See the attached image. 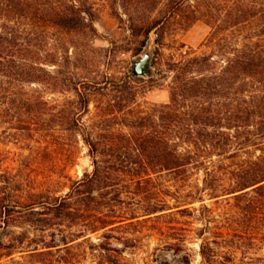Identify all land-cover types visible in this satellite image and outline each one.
<instances>
[{
	"label": "rangeland",
	"instance_id": "rangeland-1",
	"mask_svg": "<svg viewBox=\"0 0 264 264\" xmlns=\"http://www.w3.org/2000/svg\"><path fill=\"white\" fill-rule=\"evenodd\" d=\"M255 1L39 0L37 47L31 57L40 71L34 76L36 83L28 84L27 89L37 92L48 106L37 110L32 132L23 120L26 109H8L3 105L7 100L0 101V264H207L201 255L203 238L218 241L222 232L235 245L238 260L264 264V214L237 215L245 200L230 195L214 199L209 190L204 191L206 166L229 172L234 163L260 155L259 143L264 138L253 137L238 157L230 159L215 152L178 182H171L167 174L155 176L157 185L149 187V192L136 189V185L126 190L121 185L93 190L103 202L115 204L125 199L127 216L133 212L145 215L147 205L159 199L168 200L171 206L188 203L178 214L143 216L132 227L93 233L83 219L57 217L43 205L29 207L38 199L33 194L65 195L87 173L94 172V158L86 142L91 128L99 136L108 135L110 126L115 133H139L141 129L133 127V121L152 112L154 106L171 101L174 74L170 68L175 61L208 56L217 68L224 69L238 50L264 38L260 13L264 1ZM0 4V35L6 36L7 31H13L8 16L16 18V13L24 15L26 11L9 6L6 0ZM50 6L54 7L52 22L44 10ZM166 16L161 27L150 28ZM23 21L19 26L24 28ZM10 40L0 49V59L14 47ZM22 43L25 40L17 39L14 48ZM149 48L153 49L150 75L130 78L135 61ZM260 69L262 73L243 74L247 84L238 86V91L250 96L253 89L261 87L264 65ZM125 87L138 92L137 103L123 112L116 110L119 116L112 118L106 108L110 102L118 104L115 98H121ZM68 115L76 117V126L69 117L66 121ZM226 125L223 121L220 127ZM142 129L146 132L148 128ZM249 129L254 132L257 127ZM223 131L239 135L226 155L247 137L244 128ZM199 195L203 202L194 198ZM65 239L74 241L66 244Z\"/></svg>",
	"mask_w": 264,
	"mask_h": 264
},
{
	"label": "trees",
	"instance_id": "trees-1",
	"mask_svg": "<svg viewBox=\"0 0 264 264\" xmlns=\"http://www.w3.org/2000/svg\"><path fill=\"white\" fill-rule=\"evenodd\" d=\"M6 2L16 9L23 8L26 13L24 15L16 13L17 19L8 16V20L13 22V31H7L6 36L0 35V49L5 48L10 39L14 47L17 39L25 40V44L16 45L17 48L11 47L12 50L8 51V55L1 56L0 65L3 70L0 71L2 74L0 101L7 100L3 105L8 109L11 107L26 109L27 114L23 120L32 131L31 129H35L33 127L37 124L35 122L38 117L37 110L48 106V102L37 92L27 89L28 84L36 83L34 76L40 71L36 60L31 56H34L37 47L34 42L37 40L39 29L37 18L41 4L39 0L33 2L6 0ZM44 10L49 15V21L52 22L54 7L50 6ZM10 12L14 11L10 10ZM73 12L76 13L74 10ZM260 13L264 17V6ZM256 15L257 13L252 16ZM167 19L168 16L155 22L150 28L153 30L161 27ZM22 20L25 22L24 28L19 26L23 25ZM228 64L224 69L217 68L215 62L208 56H185L175 61L170 68L174 74L171 101L156 105L152 108V112L136 118L133 127L141 129L136 135L115 133V129L112 130L113 127L110 125L108 135H96L94 128L87 131L86 142L94 158V172L87 173L86 177L70 187V191L65 195L52 196L44 192L33 194L32 196L38 199L29 204L30 209L43 205L57 217L72 218L80 222L83 219L87 222V230L93 233L132 227L140 223V218L143 216L152 215L149 218H161L166 217L165 214L173 215L175 212L178 214L185 211L188 203L171 206L168 200L159 199L147 205L149 207L145 215L140 216L133 212L131 216H127L123 205L126 204L125 199H120L117 201L119 203L115 204L103 202L102 197L98 199L93 195V190L98 186L103 189L118 185L126 190L136 185V189L149 192L151 190L149 187L157 185L155 176L167 174L171 177V182H178L181 177L188 178L186 175L194 165H204L206 159L215 152L219 151L217 155H225L231 159L238 157L239 150L243 149L245 143L250 142L253 137L264 138V80L260 81L262 86L253 89L250 96L238 91V86L247 84L242 79L243 74L252 76L253 74L249 72L263 71L260 68L264 65V38L238 50L237 55L231 58ZM203 66L207 67L204 71ZM129 76L131 78L139 75L134 68ZM122 92L120 99L115 98L118 104L113 105L110 102V106L106 108L107 113L113 115L112 118L119 116L115 115L116 110L123 112L125 107L137 103L136 90L125 87ZM79 99L83 100L82 93H79ZM91 102L92 97L88 99V103ZM100 110L104 112V109ZM68 117L76 126V117L68 115L66 121H69ZM223 121H226L227 125L220 127ZM251 126H256V131H251L249 129ZM142 128L148 129L143 132ZM224 128H244V133L247 134L244 141L238 143L239 149L236 147L228 155L226 154L229 148L236 142L234 138L238 139L239 135H230L223 131ZM259 144L262 146L259 149L260 155L250 156L234 163L235 168L229 172L220 173L218 169L205 165L207 173L204 179V191L209 190L210 196L214 199L230 195L236 200H245L243 211L236 213L244 217H260L264 214L262 207L264 205V142ZM194 198L200 202L205 200L203 195ZM205 208L211 211L209 207ZM167 211L169 212L164 213ZM209 216L210 214L205 215L206 218ZM221 236L218 241L203 238L201 255L204 261L207 264H248L243 259L238 260L233 249L235 245H232L227 235L222 232ZM73 241L74 239L70 242ZM65 242L70 243L68 239H65ZM223 259L226 263H223Z\"/></svg>",
	"mask_w": 264,
	"mask_h": 264
},
{
	"label": "water",
	"instance_id": "water-1",
	"mask_svg": "<svg viewBox=\"0 0 264 264\" xmlns=\"http://www.w3.org/2000/svg\"><path fill=\"white\" fill-rule=\"evenodd\" d=\"M153 49L149 48L142 57L135 61V69L138 75L148 76L151 72V60Z\"/></svg>",
	"mask_w": 264,
	"mask_h": 264
}]
</instances>
